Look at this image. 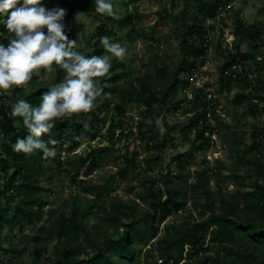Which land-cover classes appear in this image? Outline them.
I'll use <instances>...</instances> for the list:
<instances>
[{
	"label": "rangeland",
	"instance_id": "374dc122",
	"mask_svg": "<svg viewBox=\"0 0 264 264\" xmlns=\"http://www.w3.org/2000/svg\"><path fill=\"white\" fill-rule=\"evenodd\" d=\"M86 1L46 0L43 5L48 9L60 7L66 10L63 21L66 26L65 33L69 40L77 41L75 51L85 56L106 54L102 45L101 54H97L94 46L99 41L98 27L105 24L107 30L115 33L109 36L110 40L127 48L126 62L121 63L113 58L109 74L97 78L100 85L107 91L111 87L116 88L114 92L106 91L95 102L96 111L104 100L110 104L108 110L100 112L101 120L95 122L98 137L92 140L86 139L88 141L84 142L83 148L79 147L69 153L65 146H62L59 151L60 140L56 139L55 147L58 161L61 163L60 167L50 160L42 161L43 173L40 177L44 182L41 185V200L35 208V212L40 211L42 214L36 216L31 225L23 223L25 225L23 231L16 228L11 232L7 225L0 223V264H51L55 259L56 241L44 233L50 224L49 216L67 212L73 205L74 199L77 201L75 204L78 205L99 194L101 198L98 203L105 205L109 211H114L110 207L111 203H122L129 208L136 207L135 214L140 218V215H144V211L148 209L146 189L149 184L146 181H154L155 187L164 189L165 175L169 171L171 177H174L170 187L179 189L180 200L187 201L184 213L188 214L182 215L176 221L178 223L186 220L193 222L198 219V211L194 210L193 205L205 201L204 197L188 194V183L194 182L195 172L206 171L209 175L208 189L216 202V208L219 200H228L234 193L237 187L235 181L246 187L242 186V191H247L254 182L256 179L254 169L248 163L253 157H259L264 172V66L261 67L254 62L257 56L264 58V0H220L218 9L227 3H233V7L225 19L219 22L220 26L217 24L213 28L215 57L208 81L214 90L217 106L222 110V116L217 122L218 133L212 148L208 146L203 149L199 147V142L195 141V134L187 133L184 129L191 119L200 113V110L195 103L184 102L183 95L186 91L190 92L192 87L185 77V72L177 76L175 71L192 61V55L182 50V42L186 30L197 19L202 18L201 6L219 1L109 0L114 6V16L82 10L81 6ZM71 6L78 7L75 13L69 12ZM78 14L80 15L77 17ZM127 15L131 16L130 24L123 21ZM5 16L0 15V23L6 21ZM111 17L114 20H110ZM44 31L46 33L47 30ZM257 31L261 36L253 40L250 35ZM228 35L232 39L230 50L227 46L224 47L223 41ZM11 38L13 34L7 36L0 32V44L7 46ZM236 54L248 55L250 63L245 73L251 75V78L245 76L239 81H228L221 75L224 63ZM157 66H166V77L159 81L154 80L156 76L154 68ZM52 67V72L41 69L39 76L34 74L35 82L52 85L61 82L65 75L64 71L55 64ZM121 71H123L122 76L119 75ZM117 75L120 77L113 80L112 78ZM145 75L151 77L159 98L167 84L174 82L175 79L176 84L164 100L154 105L153 118L143 127L145 141H141L136 136L137 130L135 132V124L144 109L137 103H129L125 100L123 105L126 106V114L121 120V126L116 127L118 129L131 126L134 128L135 135L130 136L129 139L109 142L106 131L111 118L117 116L113 110L114 105L122 103V95L133 89L139 90L142 85L140 79ZM33 84L34 82H29L19 88L14 86L7 92L0 91V105L11 108L19 99H25L29 103ZM83 115L82 122L88 125L93 116L86 113ZM81 116V113L76 114L72 121H79ZM13 125L17 129L24 128L22 118H16ZM58 134L53 130L49 135L55 138ZM207 135L204 137L206 138ZM150 136L156 137V140L149 141ZM42 138L45 142L50 140ZM163 139H165V145L161 152L148 149ZM2 144L3 136L0 132V189L3 186L4 175L12 172L11 159L7 158L8 162L5 163L6 156ZM252 144H260V147L245 155L244 151ZM101 146L108 147V151L98 157L96 168L88 172L87 162L81 163L78 168L79 174L72 181L77 160L80 157L84 158L90 149ZM133 152L137 155L132 166L127 164L125 159L126 157L129 159ZM38 153L39 150L32 155ZM204 153L208 155L207 165L198 163ZM179 156L185 162L184 167L177 159ZM4 167H8V170H3ZM120 169H126V177L123 179L118 172ZM48 176L50 179L45 181ZM176 177L180 178L176 180ZM208 215L206 213L205 217L207 218ZM168 221L166 219V222L159 225V235H162L164 228L170 224ZM87 222L88 225L99 224V218L90 217ZM37 235H41L42 240L38 245H34L31 239ZM155 240L142 248L141 257L136 264H155L153 249ZM10 248L20 253L13 254ZM183 258H185L184 255Z\"/></svg>",
	"mask_w": 264,
	"mask_h": 264
},
{
	"label": "trees",
	"instance_id": "16d2710c",
	"mask_svg": "<svg viewBox=\"0 0 264 264\" xmlns=\"http://www.w3.org/2000/svg\"><path fill=\"white\" fill-rule=\"evenodd\" d=\"M218 1L214 4L201 6L200 15L202 18L197 19L186 30L182 50H185L186 54L192 55V61L187 66H180L175 71L177 76L194 66L195 58L202 51L200 43L194 37H199L204 20L216 13L221 3L220 0ZM44 2L46 0H43V4ZM77 9L78 7L71 6L69 12L71 14L75 13ZM81 9L90 12L95 11V0H87L81 6ZM5 19H7V16H5ZM130 19L131 16L127 15L123 18V21L130 24ZM110 20H114V18L111 17ZM98 31H100L99 41L94 46L97 54H101L103 46L101 47L100 38L103 36L109 37L115 33L112 30H107L105 24H101ZM0 32L12 36L7 31L5 22L0 23ZM260 36L261 34L258 31L250 35L253 40L260 38ZM238 56L242 60H248V55L237 54L224 63L223 68H226ZM120 67L123 69L122 65ZM154 71H156L154 80L159 81L166 77V66H157ZM119 75L122 76L123 71ZM120 76H114L112 79H118ZM35 80L36 77H33L30 81L34 82L29 101V104L33 107L40 104L41 96L52 85L35 82ZM140 82H142V85L139 90L133 89L122 95V103L113 107L117 116L111 118L109 128L106 131L108 141L111 143L116 140L129 139L130 136L135 135L132 132L133 128L128 126L126 127L128 129L127 133H120L117 138L114 137L116 126H121V120L126 114V106L123 105L125 100L129 103H137L139 107L144 109L140 114V119L135 124V128L138 131L136 136L141 141H145L143 127L152 120L154 105L164 100L173 90L176 79L166 85L165 89L161 91L160 98L153 87L151 77L145 75L140 79ZM103 90L101 96L107 91L105 88ZM114 91H116V88L111 87L107 92ZM195 105L200 107L198 94L196 95ZM109 107L110 104L107 100H104L97 111L93 109L91 112L86 113L93 116L88 125H84L82 122L85 113H81L82 116L79 121H72L76 114L70 118L58 119L55 121L54 129L51 130V132L55 130L59 133L57 137H51L49 134L44 137L60 140L58 144L59 151L62 146H65L68 153L73 152L81 147V143L98 137L95 122L101 120L99 118L100 112L108 110ZM203 117L202 113L195 115L188 126L184 128L187 133L195 129V141L199 142V147L202 149L209 146L208 140L204 138V133L208 130L205 121L201 125V129L197 125ZM15 119L11 117L10 107L0 105V132L3 136L2 145L6 156L5 163L7 158H10L12 163V172L4 175L3 186L0 189V223L7 225L11 232L16 228L23 231L25 226L23 223L31 225L33 219L42 214L40 211L35 212V208L41 200L40 191H42L41 185L44 182L40 177L43 173L42 161L50 160L58 167L61 164L57 155L45 159L41 152L37 155L14 152L12 144L15 143L16 139L28 135L26 129L14 127ZM68 130L69 133H67ZM151 139L156 140V137L150 136L148 138L149 141ZM164 145L165 139L161 142L157 141L148 149L161 152ZM259 147L260 144H252L244 153L245 155L250 154ZM107 151L108 147L101 146L100 148L90 149L84 158L80 157L74 167V176L71 180L74 181L75 176H78V168L81 163L87 162V171H92L97 166L98 157ZM136 155L137 153L133 152L129 159L126 157L127 164L132 165ZM177 159L184 167L185 162L180 159V156ZM259 161V157L256 156L248 162L253 166L256 179L247 188V191H242L244 185L235 181L236 190L228 200H219L217 208L215 207L216 202L212 199L211 191L208 189L209 175L206 171L195 172L193 175L194 182L190 181L188 183V194L205 198L203 203L193 205L194 210L198 211V219L193 222L189 220L180 223L173 221L164 228L162 235H159V225L187 205V201L180 200L181 192L179 189L170 187L174 177H171L169 171L165 175L164 189L158 186L155 187L156 183L154 181H146L149 184L146 189L148 209L144 211V215H140V218L135 214L134 209L136 207L129 208L122 203H111L110 207L114 211H109V208L105 205L98 203L101 198L99 194H97V197L90 200L86 199L78 205L75 204L77 201L74 199L73 205L67 212L63 211L56 216L51 214L49 216L50 224L44 233L50 239L56 241L54 247L55 259L51 264H136L141 257L142 248L155 239L153 249L157 256L165 262L172 260L176 264L179 263L183 259L184 247L188 246L189 249L186 252L183 264H264V172ZM146 163L148 164L147 161ZM207 163L205 160L202 161V165H207ZM7 168L4 167L3 170L6 171ZM118 172L122 179L126 177V169H120ZM178 178L180 177L175 179ZM235 178L241 179L242 177ZM49 179L48 176L45 181ZM206 213L209 214L207 218L205 217ZM187 214L184 213V215ZM90 217L99 218V224L88 225L87 219ZM207 237L208 240L206 241ZM31 240L34 245H38L42 237L37 235ZM140 246L141 248H139ZM260 249L262 250L259 252ZM11 252L13 254L20 253L15 249H12Z\"/></svg>",
	"mask_w": 264,
	"mask_h": 264
},
{
	"label": "clouds",
	"instance_id": "9594fccd",
	"mask_svg": "<svg viewBox=\"0 0 264 264\" xmlns=\"http://www.w3.org/2000/svg\"><path fill=\"white\" fill-rule=\"evenodd\" d=\"M95 12L115 15L109 0H95ZM0 15L7 16L5 27L13 34L7 46L0 44V91L25 86L34 74L39 76L41 69L52 72L54 64L65 73L61 82L51 85L41 96L38 106H31L25 99L11 106V117L22 118L28 132L12 144L13 151L34 154L39 150L45 159L55 157L57 140L45 142L42 137L50 134L56 120L89 113L95 108L104 91L97 78L109 74L113 58L126 62L128 50L103 36L100 42L106 54L85 56L75 51L77 41L69 40L65 33L66 10L48 9L43 0H0ZM85 143H81V148Z\"/></svg>",
	"mask_w": 264,
	"mask_h": 264
},
{
	"label": "built area",
	"instance_id": "2783aa9c",
	"mask_svg": "<svg viewBox=\"0 0 264 264\" xmlns=\"http://www.w3.org/2000/svg\"><path fill=\"white\" fill-rule=\"evenodd\" d=\"M232 4L231 3L223 4L221 8L219 9L217 8V11L213 16H208L204 20L199 37L196 36L194 37L197 39V42L200 43V46L202 47V51L195 58L194 66L188 69L187 71H185V77L190 87H192V89L190 92L186 91L185 94L183 95L184 102L193 104L195 103L196 95L197 94L199 95V100H200L199 110L204 117L203 119L199 120V123L197 125L199 129H201L200 127L201 125H203V122L205 121L208 130L207 132L204 133V136H206V134L208 135L206 138L205 137L204 138L208 140L209 147L211 148L214 144L213 141L216 140V135L218 133L217 122L219 118L222 116V110L217 106L214 90L209 85V81H208L209 73L211 72V68L213 67V59L215 57V37L213 34L214 33L213 28L217 24L220 26L219 22H222L225 19V16L229 13V11L233 7ZM231 40L232 39H230V35H228L227 38L223 39V41L225 42L224 47L227 46L229 50L231 46ZM254 62L255 64H259L261 67L264 66V58L262 59L261 56H257L256 61ZM249 63H250L249 60H242L238 56L235 58L233 62L229 63L226 68H222L221 75H223L226 80H231V81H239L245 78V76L251 78V75L245 73V70L248 68ZM133 130L134 128L132 129V132ZM127 132H128L127 128H118L117 130H115L114 137L117 138V136H119L120 133H127ZM192 132L195 134V129ZM206 154L207 153L203 154L201 160H199L198 163H201L203 160L209 162L208 155ZM186 206L184 209L177 211L172 216H169L167 218V220H169L168 222L171 223L181 218L182 215H184V210L186 209ZM164 222H166V220ZM188 249H189L188 246L184 247V252H183L184 257L186 256V252L188 251ZM184 259L185 258H183L177 264H183L185 262ZM155 262L156 264H176L172 260L165 262L163 259H160L157 256L156 252H155Z\"/></svg>",
	"mask_w": 264,
	"mask_h": 264
}]
</instances>
